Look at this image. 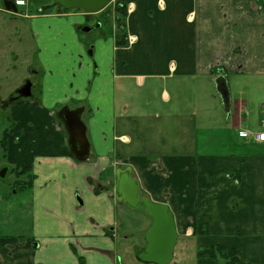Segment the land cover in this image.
I'll use <instances>...</instances> for the list:
<instances>
[{
    "label": "crops",
    "instance_id": "1",
    "mask_svg": "<svg viewBox=\"0 0 264 264\" xmlns=\"http://www.w3.org/2000/svg\"><path fill=\"white\" fill-rule=\"evenodd\" d=\"M126 2L132 9L125 31L134 40L116 47L114 33L105 38L101 32L92 42V60L75 54L89 44L79 39L77 30L85 14L74 10L62 17L63 44L76 45L67 55V66L73 69L65 74V66L59 70L56 61L59 71L50 77L69 79L72 70L71 79L81 85L70 86L66 94L47 85L29 106L39 116L21 115L25 135L20 134L16 148L34 144L35 180L28 210L15 216V234L0 232V264H77L78 255L85 264H121L122 254L136 259L152 219L146 214L150 223L132 242L133 231L120 232L121 217H133L140 206L144 210L143 198L167 205L172 213L174 248L190 241L195 253L226 245L246 262L264 264V142L237 134L259 129L264 104V97L249 99L254 89L262 94L264 88V11L259 0ZM108 38L106 69L99 71L101 58L95 54ZM77 60L82 73L74 71ZM217 77L225 80L228 111L216 103L219 94L212 93ZM57 104L78 109L85 123V161L70 157L68 130L53 115ZM217 126L225 133L208 135L209 127ZM199 128L207 133L209 154L198 153ZM154 142L163 143L157 156L148 150ZM180 143L188 144L176 148ZM199 175L209 184L197 182ZM120 177L126 180L125 191L134 180L135 203L118 193ZM24 217H29L27 226ZM198 219L207 223L208 233L196 234ZM195 264L218 263L197 258Z\"/></svg>",
    "mask_w": 264,
    "mask_h": 264
},
{
    "label": "flooded vegetation",
    "instance_id": "2",
    "mask_svg": "<svg viewBox=\"0 0 264 264\" xmlns=\"http://www.w3.org/2000/svg\"><path fill=\"white\" fill-rule=\"evenodd\" d=\"M74 10L81 11L80 9L63 8L53 0H0V184H2L0 186V204L9 196L13 197L18 193L27 192L30 196L35 180L34 175L30 181L29 171L23 167L31 165L32 174H34L32 165L35 158L34 144L31 145L27 142L24 149L20 146L16 148L20 139L18 136L25 135L21 129L20 123L24 119H21V115L31 113L30 115L33 116L36 113L33 107L29 108V106L34 104L33 90L38 87L41 81L38 82L35 79L37 71L33 65H39L42 71L47 65L42 51L39 52L33 45H36L40 40H45V46L48 47L51 41L46 33H51L52 24L42 25L38 32L34 24L35 20L47 19L49 16L60 19V17L66 16L69 11ZM93 15L85 14L84 20H90ZM82 27L83 23L77 27L78 32L82 30ZM90 29L92 27L84 28L87 32ZM89 45L87 49L89 48L91 54L92 46L89 47ZM22 59L28 61L25 74L21 69ZM58 68L61 70L63 65H58ZM40 75L42 79L41 70ZM76 111L78 112V109L71 111L70 107L65 104H57L53 115L66 127V119ZM36 115L39 116L37 113ZM30 123L28 122V124ZM3 209H5L4 206ZM32 243L35 245L36 240L32 239ZM9 245L8 248L12 249L13 245Z\"/></svg>",
    "mask_w": 264,
    "mask_h": 264
},
{
    "label": "rangeland",
    "instance_id": "3",
    "mask_svg": "<svg viewBox=\"0 0 264 264\" xmlns=\"http://www.w3.org/2000/svg\"><path fill=\"white\" fill-rule=\"evenodd\" d=\"M39 1V0H37ZM114 5H115V0H108V4H107V8L106 10H104L105 12H100L99 14H94L92 16V18L90 20H84L83 21V27L82 30L80 32H78V35L80 36V40H84V41H88L89 42V47H91L93 45L92 42L97 40V37L99 36V34L101 32L104 33L105 38L109 37L110 35H112L113 33H118L116 30H114ZM63 18L60 17V19H56L53 17L47 18V19H37L35 20V26L38 30V32L40 31V28L42 25L46 26L48 24H52V27L50 28V31H53V35L50 32H47L46 35H48L51 38V41L47 46H45V40H40L39 42H37L36 45H33L34 48H37L39 52L42 51V55L44 57L45 63H47L46 67L43 69L40 68L39 65L34 64L33 67L35 68V70L37 71V76H35V79L38 80V82H40V84L38 85L37 88H35L33 90V94H35V100H39L40 99V94L41 92H43L45 90V87L47 85H53L56 88V93L59 91V93H65L66 91H69L70 88L81 85L78 81L80 80H75V79H71V75L74 74V72L71 70L70 74H69V79L67 78H53L50 77V73H56L57 71V66H56V61L57 63H59L60 65L65 66L64 67V71L65 74L68 72V68H72L73 66L71 65L70 67L67 66V55L70 54V52L74 53L73 49L75 48V44L71 43H67V44H63L66 41H63V37H62V31L65 29V25L63 23ZM99 26V27H98ZM59 27V29H58ZM89 32H87L86 30H84V28H91ZM62 29V30H61ZM83 31V32H82ZM109 35V36H108ZM54 40H53V39ZM55 41H60V46H58V48L53 47V44ZM109 38L108 39H104L101 40V42H103L100 46V49L98 50V55L97 53L95 54L96 56H100V60H98V69L99 71L106 69L105 65H107V47L110 45ZM68 42V41H67ZM42 45H43V49H42ZM53 47V48H52ZM96 48V47H95ZM102 48V50H101ZM41 49V50H40ZM78 50V48H77ZM101 50V51H100ZM58 52V54H57ZM57 54V57H55V55ZM77 56L81 55V57L83 59H88V60H92L91 56H90V52H89V48L88 49H84L83 52H76L75 53ZM74 60V59H73ZM82 63L80 60H77L76 62V67L74 68V71H76L77 73H82L85 70H83L81 67H78V64ZM28 64V61H25L24 59L21 60V69L23 74H25V68ZM87 68L89 69H93L92 66H88ZM61 69V70H62ZM40 70H41V74H43V78H40ZM48 73V74H47ZM65 76V75H64ZM71 86V87H70ZM63 89V90H62ZM65 90V92H64ZM255 90V89H254ZM253 90V91H254ZM250 94L249 99H254L257 100L260 96L264 97V88H263V93L261 94L260 92H253ZM212 93L214 95H216V91L215 88L213 87V91ZM66 94V93H65ZM201 96V95H198ZM157 99V98H156ZM264 100V99H263ZM216 103L220 104L222 106V100L221 98L216 97ZM155 103V101H153ZM69 104L71 105V107H74V103L73 102H69ZM224 109V108H223ZM84 118L86 119V115L84 116ZM84 122V121H83ZM253 122L254 128H258V123L257 121H250ZM221 126H217L215 128H213L212 130L211 127H209L208 129V135L212 132L215 135L219 134V135H223L225 132L222 131L220 129ZM28 131V129H27ZM34 133V131H33ZM36 133L40 136V130L36 131ZM198 142H196V146H197V150L198 153H203V155L205 154H209V139H206V135L207 133L205 131H203V129L199 128L198 131ZM18 138H21L20 136H18ZM27 141V138L25 139ZM222 142H215L214 144L220 145ZM171 145H174L173 143H170ZM188 143H180V145L175 144L176 148H181L186 146ZM163 145V143L161 142H154L153 145L148 149V150H152L153 155L157 156L159 151V146ZM118 146H120V144H118ZM173 147V146H171ZM22 149H24L23 147H20ZM207 177L209 178V174L207 175ZM199 181V183L202 184V182L204 181L205 184H209L207 183L200 175L197 178V182ZM209 181V180H208ZM0 186H2V184H0ZM29 193L25 192V193H18L15 196H9V198H6V200L0 204V232L6 233L7 235H14L16 232V226H17V222H16V215H19L20 213V209L25 212L28 210L29 208ZM3 206L5 209H3ZM21 207V208H20ZM143 208L142 206H140L138 208V210L133 213V217H121L122 222L124 223L123 227L121 228L120 232L123 233L126 230H131L133 231L135 234H132V242H136L137 239H139V233H144V228L150 223V218L146 215L145 211L143 212ZM29 217H24L25 222L24 225L27 226L28 224V219ZM126 219H129L130 222L128 223ZM18 220V219H17ZM130 227L129 228V225ZM143 225V226H142ZM140 239L142 238L143 235L140 234ZM180 242V241H179ZM139 250V249H138ZM129 256V255H128ZM126 256L124 254L121 255V264H148L145 262H141L140 260H137L133 257V256ZM196 255L194 253V249H193V244L192 242L188 241L186 246L183 244H179L177 243V245L175 246V248L173 249V257L171 259V262L168 264H195L196 263Z\"/></svg>",
    "mask_w": 264,
    "mask_h": 264
},
{
    "label": "water",
    "instance_id": "4",
    "mask_svg": "<svg viewBox=\"0 0 264 264\" xmlns=\"http://www.w3.org/2000/svg\"><path fill=\"white\" fill-rule=\"evenodd\" d=\"M59 6L66 9H81L87 15L102 10L108 0H53ZM215 91L219 94L223 107L229 108L228 90L223 77L215 79ZM28 95V94H26ZM25 95V96H26ZM68 139L71 152L78 161H85L89 156V142L86 136V127L78 112H72L66 119ZM123 177L117 181V191L126 198L129 203H135L136 185L130 181V190L123 189ZM145 213L152 221L145 233L146 244L144 250L138 254V259L145 263L168 264L173 256L176 241V232L173 215L167 205L149 200L140 199Z\"/></svg>",
    "mask_w": 264,
    "mask_h": 264
},
{
    "label": "trees",
    "instance_id": "5",
    "mask_svg": "<svg viewBox=\"0 0 264 264\" xmlns=\"http://www.w3.org/2000/svg\"><path fill=\"white\" fill-rule=\"evenodd\" d=\"M106 8L107 6L104 8V10H106ZM104 10H102L101 12H105ZM113 12H114V30L118 32V33H114V45L116 47H123L128 42L125 31V18L127 15L126 0H115ZM69 154L72 159L76 160L71 152ZM23 167L25 168V170L29 171L30 181H31V179L34 178V174H32V166L27 165ZM27 184L30 185L29 182H27ZM206 233H208L207 223H205L201 219H198L196 221V234L203 235ZM72 250L76 253V250L74 248ZM195 255L196 258L212 259L216 261L218 264H254L242 260L239 257L238 251L235 248L226 245H210L203 248H198L195 251ZM77 264H85V260L83 256L78 255Z\"/></svg>",
    "mask_w": 264,
    "mask_h": 264
},
{
    "label": "built area",
    "instance_id": "6",
    "mask_svg": "<svg viewBox=\"0 0 264 264\" xmlns=\"http://www.w3.org/2000/svg\"><path fill=\"white\" fill-rule=\"evenodd\" d=\"M19 2V1H18ZM259 7L264 11V0H259ZM132 7L130 5V7H128V10H131ZM129 40L130 41H133L134 40V37L133 36H130L129 37ZM260 128L259 130H256L254 132H251L250 130L248 129H241L238 131V135L240 137H246V136H250L252 135L253 139L257 142H264V104H262L260 106Z\"/></svg>",
    "mask_w": 264,
    "mask_h": 264
}]
</instances>
